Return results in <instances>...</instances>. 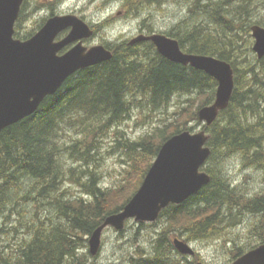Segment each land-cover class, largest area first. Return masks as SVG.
<instances>
[{
	"label": "trees",
	"instance_id": "1",
	"mask_svg": "<svg viewBox=\"0 0 264 264\" xmlns=\"http://www.w3.org/2000/svg\"><path fill=\"white\" fill-rule=\"evenodd\" d=\"M28 1L23 4L18 30L33 8ZM156 1L123 3L127 13L135 15ZM189 1L187 16L165 34L176 38L186 53L230 63L235 73V90L228 109L211 127L203 126L212 151L203 171L210 175L211 182L185 204L172 205L162 212L153 260L161 257L160 252H173V232L187 241H209L226 236L247 215H252L256 221L248 234L254 243L242 248L234 245L237 259L264 243V193L249 199L238 196L225 181L219 164L222 159L238 156L264 171V59L257 60L258 66L251 59V28L264 27V0ZM45 22L46 18L37 20L35 30L25 34L17 31L16 37L31 38ZM148 30V34L154 33L153 29ZM122 44L112 48L110 61L78 72L56 95L48 97L36 114L0 134L1 214L7 213L6 218L10 219L22 202L31 204L46 199L57 219L48 218L44 223L36 215L27 226L34 236L28 242H16L11 257L0 253L1 264H89L88 255L82 252L88 238L137 193L164 143L177 134L192 131L194 127L188 124L198 123L199 109L214 101L217 82L204 72L168 61L152 43L132 47ZM177 95L192 97L189 104L197 98L199 103L197 107L181 109L173 122L155 134L127 142L133 153L131 168L136 171L145 164V169L138 188L124 204L108 208L111 189L101 187V175L91 166L96 161L92 153L99 147L102 131L106 134L129 119L133 106L166 108ZM71 130L78 137L69 138V142L63 140L62 134L69 135ZM65 158L79 163L80 168H65ZM70 179L83 189L75 199L64 193L58 195ZM26 180L25 193L16 194L23 184L17 182ZM19 217L26 218L22 212ZM146 226L140 224L141 229ZM1 232L9 235L12 230Z\"/></svg>",
	"mask_w": 264,
	"mask_h": 264
},
{
	"label": "water",
	"instance_id": "2",
	"mask_svg": "<svg viewBox=\"0 0 264 264\" xmlns=\"http://www.w3.org/2000/svg\"><path fill=\"white\" fill-rule=\"evenodd\" d=\"M23 3L24 0H0V134L36 114L45 100L56 95L77 72L113 58L102 46L87 50L82 43L59 55L66 46L93 36L89 25L75 15L53 16L32 38L16 39L15 27ZM70 28L68 37L56 42L58 36ZM251 31L253 52L262 60L264 27L253 26ZM140 42H152L168 61L202 71L217 82L215 101L198 112L199 122L211 127L229 107L234 94L235 73L231 64L213 56L185 53L176 39L163 34L141 35L130 44ZM208 141L206 131L202 130L182 132L165 142L139 191L121 212L107 217L92 233L90 254H99L108 228L123 231L131 220L156 223L166 208L185 204L207 186L211 177L201 170L212 153ZM173 244L180 254L195 255L185 241L175 239ZM233 264H264V244Z\"/></svg>",
	"mask_w": 264,
	"mask_h": 264
},
{
	"label": "rangeland",
	"instance_id": "3",
	"mask_svg": "<svg viewBox=\"0 0 264 264\" xmlns=\"http://www.w3.org/2000/svg\"><path fill=\"white\" fill-rule=\"evenodd\" d=\"M28 2L33 8L31 13L24 18L20 30L17 29V31L23 34L29 33L35 30L37 20L42 18L47 20L52 14L75 15L86 23L98 27L99 36L93 41L91 39L86 40V45L98 44L107 47L116 43L129 42L141 34L148 33V28L162 34L169 32L187 16L191 1L157 0V3L147 5L143 11H138L135 15L128 14L124 9V0H29ZM107 19L108 21H106ZM104 20L106 24L103 25ZM251 47H253V43ZM252 56L256 59L251 58L252 64L258 66V58L253 50ZM191 99L192 97L177 95L169 106L165 108L166 105H164L163 108L157 110H152L144 104L139 108L133 106L129 119L113 127L106 134L105 130L102 131L101 138H99V147L92 153L96 161L91 166L96 168L101 175V187L111 189L109 196H107L108 208L119 207L124 204L138 188L140 175L145 169V164L141 165L140 169L137 168L136 171L131 168L133 153L127 148V142L138 141L148 134H155L159 128L173 122L176 118L175 114L179 113L184 107L190 108L189 106L193 105L197 107L199 99L197 98L194 104H189ZM188 125L194 127L191 132L203 130V124L199 121L198 123L191 122ZM70 132L69 135L62 134L63 140L69 142V138L78 137L73 130ZM126 151H128V154ZM62 163L65 168L72 166L77 167V169L80 168L79 163H73L69 158H65ZM219 167L225 181L230 184L231 190L238 196H245L249 199L264 193L263 170L246 163L238 156L222 159ZM21 182L23 184L16 189V194L25 193L28 180L18 181L17 184ZM82 192L83 189H80V186L70 179L60 189L58 195L61 196L64 193L68 198L75 199L81 196ZM29 207V216L23 220H18L16 217L7 219V214H0V231L11 230L16 225L19 227L17 234L11 232L13 235H0V253L3 257H11L12 252L15 251V249L11 250V247L16 242H28L34 236L33 232L27 231V226L30 227L29 223L36 219V215L44 223L47 222L48 218L57 221L55 209L48 205L46 199H42L39 203H31ZM22 215L24 214L22 213ZM255 221L254 216L247 215L243 222L227 232L226 236L209 241H187L184 238L190 243L195 252L193 257L182 256L176 250H173L171 254L164 251L160 252L161 257L158 256V259L153 260L154 247L162 227V221L160 220L155 224H146L147 226L144 229H141L139 223L130 221L125 230L122 231V235L121 232L108 228L103 236L101 252L97 256L94 257L90 254L88 242L90 237L86 242L87 247L82 252L88 255L89 264H133V261L140 264H148L149 262L150 264H196L199 262L204 264H231L234 256V245L242 248L254 243V238L249 236L248 229ZM20 222L23 224L22 226ZM22 227L24 228L22 229ZM170 236L171 239L180 237L178 232H173Z\"/></svg>",
	"mask_w": 264,
	"mask_h": 264
},
{
	"label": "flooded vegetation",
	"instance_id": "4",
	"mask_svg": "<svg viewBox=\"0 0 264 264\" xmlns=\"http://www.w3.org/2000/svg\"><path fill=\"white\" fill-rule=\"evenodd\" d=\"M106 23V22H105ZM104 23V24H105ZM71 28L70 29H67V30H65L63 33H61V35H60V38H58V41H61V40H63L65 37H67L68 36V34L71 32ZM91 30L93 31V36L91 37V40L93 41V40H95L98 36H99V31H98V27L96 26V25H91ZM87 43H86V41H85V45H86ZM117 44H119V43H117ZM95 45H98V44H93V45H86V46H88V47H93V46H95ZM70 47H72V46H70ZM70 47H65L64 49H63V53H65L66 51H68V49H70ZM112 48H114V45H112V46H109V48L108 49H112ZM23 204V205H22ZM25 204V205H24ZM29 204H30V202L29 203H27V202H25L24 201V203L22 202L21 203V205H20V207L18 206L17 208H16V210H15V214H12V217H16V218H20L19 217V215H20V209L19 208H23V211H22V213L24 214L23 215V217H27V216H29ZM23 206V207H22ZM0 214H1V210H0ZM5 214H7V213H5ZM1 215H4V212L1 214ZM8 215V214H7ZM18 216V217H17ZM16 231H18V228L17 229H15ZM14 233H15V231H13ZM13 245V244H12ZM14 246V247H13ZM12 246V249H15V246H17V244L15 243V245H13ZM7 261V260H6Z\"/></svg>",
	"mask_w": 264,
	"mask_h": 264
},
{
	"label": "bare ground",
	"instance_id": "5",
	"mask_svg": "<svg viewBox=\"0 0 264 264\" xmlns=\"http://www.w3.org/2000/svg\"><path fill=\"white\" fill-rule=\"evenodd\" d=\"M117 2H118V1H117ZM145 2H146V1H145ZM121 3H122V2H121ZM159 3H160V2H159ZM196 4H197V3H196ZM197 12H198V11H197ZM106 21H108V19H107ZM104 23H105V20H104ZM104 23H103V25H104ZM109 23H110V20H109ZM105 24H106V23H105ZM107 24H108V23H107ZM103 25H102V26H103ZM105 26H107V25H105ZM254 26H255V25H254ZM148 27H149V26H148ZM146 28H147V27H146ZM146 28H145V29H146ZM141 29H142V28H141ZM145 29H144V30H145ZM147 30H148V29H147ZM143 32H144V31H143ZM145 32H146V31H145ZM145 32H144V33H145ZM146 33H147V32H146ZM171 36H172V35H171ZM171 36H169V37H171ZM173 37H174V36H173ZM175 39H176V38H175ZM177 41H178V40H177ZM178 42H179V41H178ZM144 44H145V43H144ZM149 44H150V43H149ZM117 45H118V44H117ZM122 45H123V44H122ZM137 45H138V44H137ZM137 45H136V46H137ZM147 45H148V44H147ZM125 46H127V45H125ZM119 47H120V46H119ZM131 47H132V46H131ZM143 47H144V46H143ZM116 48H117V47H116ZM114 51H115V50H114ZM251 52H252V51H251ZM190 54H191V53H190ZM158 56H159V55H158ZM251 57H252V56H251ZM253 59H254V58H253ZM254 60H256V59H254ZM257 62H258V61H257ZM262 63H263V62H262ZM261 65H262V64H261ZM263 67H264V66H263ZM241 70H242V69H241ZM242 73H243V72H242ZM243 86H244V85H243ZM263 89H264V88H263ZM263 89H262V90H263ZM14 141H15V140H14ZM23 149H24V148H23ZM14 157H15V156H14ZM258 157H259V156H258ZM250 164H251V163H250ZM13 183H14V182H13ZM229 185H230V184H229ZM75 187H76V186H75ZM80 192H81V191H80ZM74 196H75V195H74ZM22 199H24V198H22ZM25 200H26V198H25ZM23 201H24V200H23ZM22 205H23V204H22ZM24 205H25V204H24ZM22 207H23V206H22ZM19 209H20V208H19ZM22 209H23V208H22ZM20 212H22V211H20ZM17 217H18V216H17ZM7 218H8V217H7ZM9 218H10V217H9ZM4 219H5V218H4ZM3 221H4V220H3ZM5 222H6V221H5ZM17 222H18V221H17ZM2 223H3V222H2ZM8 224H9V222H8ZM8 224H7V226H8ZM17 224L19 225V223H17ZM20 224H21V223H20ZM15 225H16V224H15ZM21 225H23V224H21ZM2 228H3V227H2ZM5 228H6V227H5ZM11 228H12V227H11ZM23 228H24V227H22V229H23ZM13 229H15V227H14ZM1 230H2V229H1ZM4 230H5V229H4ZM5 231H6V230H5ZM9 231H11V230H9ZM12 231H13V230H12ZM0 232H1V231H0ZM7 232H8V231H7ZM18 232H19V230L16 232V234H17ZM1 233H2V232H1ZM4 233H5V232H4ZM4 233H3V234H4ZM6 234H7V233H6ZM19 234H20V233H19ZM21 234H22V233H21ZM21 234H20V235H21ZM23 234H24V233H23ZM0 235L2 236V234H0ZM11 235H13V234H11ZM14 235H15V234H14ZM14 238H15V237H14ZM19 238H20V237H19ZM0 239H1V238H0ZM3 239H4V238H3ZM3 239H2V240H3ZM4 240H5V239H4ZM4 240H3V241H4ZM36 240H37V239H36ZM5 241H6V240H5ZM14 241H15V240H14ZM1 242H2V241H1ZM10 245H11V244H10ZM10 245H9V246H10ZM5 247H6V246H5ZM7 247H8V246H7ZM1 249H2V246H1ZM4 249H5V248H4ZM8 249H9V248H8ZM11 250H12V247H11ZM11 250H10V251H11ZM1 252H2V251H1ZM6 252H7V251H6ZM4 253H5V252H4ZM6 254H7V253H6ZM9 254H10V253H9ZM143 258H145V257H143ZM93 260H94V259H93ZM140 261H142V260L140 259Z\"/></svg>",
	"mask_w": 264,
	"mask_h": 264
}]
</instances>
